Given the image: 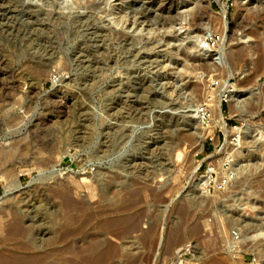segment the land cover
I'll list each match as a JSON object with an SVG mask.
<instances>
[{"label":"rangeland","instance_id":"1","mask_svg":"<svg viewBox=\"0 0 264 264\" xmlns=\"http://www.w3.org/2000/svg\"><path fill=\"white\" fill-rule=\"evenodd\" d=\"M120 1L136 8L137 18H145L143 23L151 31L115 24L104 10L110 2ZM120 1L96 0V7L84 3L60 9L52 0H23V7L45 11L40 17L54 37L36 32L29 43L0 45V222L6 230L0 236L7 238L0 250L18 252L24 240L33 236L44 242L51 235L54 245H41L38 251L58 249L64 242L59 236L65 198L83 200L85 182L96 176L99 193L104 188L112 207L121 210H111L107 217L119 218L115 228L126 230L120 238L108 236L124 248L107 264H263L264 187L256 186L252 172L254 165L257 171L264 167V12L258 9L264 0H244L249 9L243 14L236 0H221L232 24L222 59L214 55L222 38L219 0H172L169 10L161 8L162 0ZM196 10L201 22H209L221 35L205 51L189 48L188 38L183 37L200 27L193 19ZM172 15L175 22L169 23ZM78 16L90 21L84 20L83 26L75 21ZM89 27L103 34L111 29L108 40L99 41L100 45L82 43L93 30ZM176 33L179 38L171 39ZM227 79L245 107L251 102L255 108L231 112L229 101L221 102L233 130L229 149L249 145L239 160L228 158L232 149H221L225 134L219 126L206 131L200 151L196 146L201 124L196 109L210 103L212 118L210 96ZM240 168L248 177L242 185L238 178L243 175H235ZM230 170L234 177L227 180L223 173ZM206 175L210 183L198 188L197 181L202 178L205 183ZM14 179L20 189L10 192L6 186ZM77 179L82 182L76 181L80 190L74 183ZM231 213L236 218L228 219ZM13 215L23 223L33 216L37 223L23 237L13 235L8 231ZM103 217H97L88 230L100 238ZM233 230L240 232L239 238ZM243 237L248 246L238 250L229 246ZM187 243L191 251L181 254ZM72 249L64 254L70 255Z\"/></svg>","mask_w":264,"mask_h":264},{"label":"bare ground","instance_id":"2","mask_svg":"<svg viewBox=\"0 0 264 264\" xmlns=\"http://www.w3.org/2000/svg\"><path fill=\"white\" fill-rule=\"evenodd\" d=\"M22 1L23 0H0V45H4V44H6V45L7 44L21 45L23 43H25V44L26 43H29V42L33 41L34 38L36 39V35H35L36 32L38 34L40 33V35L41 34H43V35L44 34H47L45 37L48 38V39L54 37V36H51V33H49V32H51V29L49 28L51 26L50 25L47 26L46 22L44 21L45 19H43L42 17H40V15L42 13L45 14V11L44 12H41V10L38 9L39 8L38 6H36L38 8H36V7H29L30 5L27 6V7H23ZM122 2L123 1L115 2V3L113 2L112 4L110 2L109 9L108 10L105 9L104 12H106V14L109 13L111 15V19H112V21L115 24H121L122 26L125 27V29H128V30L130 29L131 30V28H134L135 31H137V32L143 31V30H146L148 32L151 31L152 28H150V27L147 28L148 26H145L144 23H143V21L145 20V18H144V20H139V18H137V13H139L138 10L136 8L131 7V6H128V8H127L126 6L123 5ZM219 2H220V5H221V9H222L221 14H220V19H219L220 20V26H221V34H222V36L221 35L220 36L222 38L219 39V41L217 42L219 44V46H218L217 50L214 52V55L217 54V56L219 57V59H222V58L226 57V54H227V38H229L228 37V33L230 31H232V24L227 20V17H226V12H227L226 5L221 0H219ZM236 2H237V5L240 8V11H239L240 14H243L244 11H246V10L249 9V8L246 9L247 6L244 7V0H236ZM84 3H86V5H87V3L88 4H91L93 7H96L97 6L96 5L97 4L96 3V0H52V4L54 6H57L60 9H67V8L69 9V8H72V7H75V6H78V5H82V4L84 5ZM172 4H173L172 0H162L161 1V8L164 9V10L165 9L166 10H169V9L172 8ZM90 6H89V8H90ZM129 7H130V9H129ZM196 8H198L197 7V4H196ZM92 9H94V8H92ZM258 9L260 10L259 11L260 13H263L264 12V5H262L261 8H258ZM260 13H259V15H260ZM21 14L23 16H25L24 20H19L20 17L18 18V15L22 16ZM43 14H42V16H43ZM85 14H87V13H85ZM92 14H94V13H92ZM193 14H194L193 15L194 16L193 19L194 20H197V21L199 20L197 24H199L200 27L199 28L198 27H195L193 30H190L188 32H185V34H184L183 37H185L186 39L188 38V41H189L188 46H189V48L193 47V48L198 49L199 51L200 50L205 51V50H203V48L209 44L208 41H207V39L211 35H213L215 32L213 30V27H211L209 25V22H205V23L201 22L202 15L199 14V10L198 11L196 10ZM82 15H84V14H82ZM257 15H258V13H257ZM95 16H96V14H95ZM169 16H171V14ZM91 17H93V15ZM169 18L171 20L173 19V21L168 20L169 23L170 22L174 23L175 22L174 20L176 19V16H173L172 15V18L171 17H169ZM86 19L83 16H78L77 18H75V21H78V22H80V23L83 24L84 20L87 22L88 19L87 20ZM53 20H55V19H53ZM57 21H59V20H57ZM88 21H90V20H88ZM55 22H56V20H55ZM148 22H149V20H148ZM52 23H54V21ZM82 24H80V25H82ZM88 24L89 23L85 24L86 27H87ZM92 25H93V23H92ZM83 26H84V24H83ZM93 27H89V29H93V30H91L92 32H90V36L89 37L82 38V40H81L82 43L87 44L89 42H93V43L96 44L99 41L100 42L101 41L104 42L105 40H108L107 39L108 38V34L111 32V29H108V28L104 27V28H106L105 31H104L106 33L103 34L101 32L102 31L101 30L100 31V33H102V35H101L98 32V30H96ZM54 28L55 27H53V29ZM77 29H78V27H77ZM100 29H102V28H100ZM258 34H256V37H257ZM121 35L125 37V35H127V34H121ZM56 36H57V34H56ZM259 36H261V34ZM262 37L263 36H261L260 38H262ZM170 38L171 39H174V38H179V37H178V35L176 33L174 36L172 35V37H170ZM262 40H263V38H262ZM93 43H90V44H93ZM260 47H261V45H260ZM258 48H259V46H258ZM261 48H259V49H261ZM204 49H206V48H204ZM245 51H246V49H245ZM259 51H262V49L259 50ZM260 54H261V52H260ZM260 58H261V55H260ZM215 59H217V58H215ZM261 60H264V59L262 58ZM259 65H261V63H259ZM262 72L264 73V67H263ZM231 84H233V82H230L227 79V80H225V81L222 82V84H221V86L219 87L218 90H216L211 96L209 95L211 97L210 100L212 101L213 111H214V116L212 117V123H211V128H210L209 132L212 131L215 126H219L224 131V134H225V142L223 144L224 147L221 148V149H228V150L232 149V148L229 149V145L231 143L229 141V137L232 135L233 130L228 126V124H227V122L225 120V117H224V115L222 113V108H221V102H222V100L223 99H226V100L229 101L230 108H231V112H235V111L244 112V111H246L245 109H252V108H254V105H253L254 103L251 104V102L249 103V106L248 107H245V104L240 99L237 91L235 89H230L229 88L231 86ZM196 111H197V109H196ZM198 118H199V121L201 123V120H200L199 115H198ZM197 123H199V122H197ZM201 124H198V126L199 125L202 126ZM200 126H199V130L200 131H198L197 142H196L197 143L196 146H197L198 151H200L202 149V146H203V143H204V140H205L206 131H207L206 129H204L203 127H200ZM236 131H235V133H236ZM238 132H242V130H238ZM85 134H89V133L86 132ZM187 134L189 136L190 135H194V132H187ZM82 137H84V135ZM86 137L87 136H85V138ZM239 137H240V133L235 138L239 139ZM244 143H245V141H244ZM246 143L243 145V147H240V149L239 148H236V149H232V151H230V152H227V153L230 154L228 156V158L229 157H233V158H235V160H239L245 153H247L246 151L248 150L249 145H248V143L247 144ZM253 144L256 147H258V148L261 147V145H259V144H257V145L255 143H253ZM129 165H130V163L126 167H129ZM199 166H200V163L195 166V170L193 171L194 174L197 172ZM244 169L245 168L238 169L236 171V174H235V175H237V174L243 175V176H241V178L239 177L240 179L237 177L238 180L241 182V185L248 178V177L247 178L246 177L244 178V176L246 175V174H244ZM254 169L255 170L252 173L255 175V181L257 182L256 186L258 188L264 187V167L261 170L257 171V167H255V165H254ZM217 171H219V169H217ZM97 173H99V172H96V175L98 176ZM93 174L95 175V173H93ZM99 174H101V173H99ZM223 174H224L223 177L227 178V180L228 179L231 180V178L234 177V174H233L232 171L231 172L225 171ZM12 177H13V175H12ZM92 177H93V179L90 178L91 180L86 181L85 182V185L83 184L84 185L83 186V188H84V190H83L84 191V194H83V197H82L83 200H79L78 199L77 201H73L74 198L71 200L70 198L68 199V197L65 198L62 195H60L61 197L65 198V202H64L63 199L60 198L61 200H63L62 202H64L63 203L64 204V206H63L64 208L62 207V210L64 209V218H62V219H64V225H63V229H62V234H61V231H60L61 236H59V238H61V241H64L63 242V245H60V247L58 249H56V250H55V248L53 250V249L48 248L46 246L47 247L46 250H44V248H43L44 251H38V247H40L41 245H44V244L45 245H49V244L52 245L53 244L52 235H51V237H49V236L48 237H45L44 238V240H45L44 242L43 241L42 242H39L41 239L38 241V237H33L32 236V238H30V239H27L26 238L27 240H24L22 243H20L21 246L19 248L21 250L20 251L16 250L18 252L11 251V249L8 250V251L0 250V264H107L112 259L114 260V257H116L117 254H120L122 248H124V247L122 246L120 248L121 249L120 250L116 245H114L108 239L109 238L108 236L109 235H112V236L116 237V239H117V238H120V237L124 236L123 234L125 233L126 230L124 231V229H121L120 226H119L120 227L119 230H118V228H115L116 225L121 222L119 218L118 219H116V218L113 219L112 217H107V216H110V215H107V214L111 213V210H113V211H119L120 208H118V207H116V208L112 207L111 202H109L110 196H108V192L106 190H104V188H103V192L99 193V190H97V181L99 182V180H98V178L96 176H92ZM3 178H5V177H3ZM15 178L18 180L17 173H16ZM87 178H89V176H87ZM205 178H206V180L204 179L205 180L204 181L205 183H203V179L202 178L197 181L196 185H197L198 188H200V186H202V185L203 186L206 185V183L209 180V176L206 175ZM80 179H82V178H80ZM17 180L15 181V179H14L12 181L13 184L11 183V184H8V186H6L7 189L10 192H13L15 190L20 189V184L17 182ZM72 180H73V178H72ZM85 180H87V179H85V177H83V179L81 181H85ZM76 181L78 182L80 180H78V179L75 180V182H74L75 184H76ZM78 185H77V188L81 187V186L78 187ZM71 187H73V186H69L70 189H71ZM68 189H66V191ZM72 190H74V189H72ZM79 190H80V188H79ZM81 191H82V189H81ZM81 191H80V194L83 193V192L81 193ZM58 195H59V193H58ZM75 195H77V192H76ZM70 197H71V195H70ZM80 199H81V197H80ZM111 200L112 199H110V201ZM102 202H105V203H103V205H100L99 203L102 204ZM256 202L259 204V202H261V200L260 199H256ZM123 206H124V204H123ZM260 206H261V204H260ZM62 215H63V213H62ZM62 215H61V217H63ZM99 216H104L103 217L104 220L100 223V226H99L102 229V233L101 234L99 233V235L102 236L101 238H100V236L98 237V235H97L98 233L95 234L96 231H94V232L93 231H88L90 229L89 226L92 225V223L94 222V220L97 217H99ZM227 217H228V219H233L235 217V215L231 213ZM12 219L13 220L8 225V231L11 234H13V235H21V237H23V235L28 231V228L29 229L32 228L31 226H33L34 223L36 222V220L33 218V216H30L25 221V223H23V219L21 217L16 216V215H13ZM241 220L245 221V218H241ZM127 221H125V222L127 223ZM125 222H123L122 225H125L124 224ZM246 223L248 224L249 222H246ZM127 226H126V228H127ZM61 228H62V226H61ZM3 229H4L3 228V224H2V222H0V233L2 231H6L5 229L4 230ZM196 229H197V227L193 228V231L192 232H195ZM99 232H101V230ZM30 233H28V234L30 235ZM259 233H261V232H259ZM259 233H257L256 235H258ZM58 235H55V236L57 237ZM253 235H255V234H253ZM40 236H42V235H40ZM6 239H7L6 237L1 238V236H0V243H2L3 241H4V243H6L5 242ZM82 239H84V241ZM59 240H57V241L59 242ZM79 240H82L84 242V244H85L84 247H82V249L78 247ZM246 240H247V237H243L241 239H238V240H236L234 242L229 243V246L230 247L235 246L236 247V250L242 249L244 246H248L249 245L246 242ZM54 242H55V240H54ZM117 243H118V241H117ZM128 247L129 246H126V248H128ZM250 247H252V246H249L247 248L250 249ZM70 249H72V252H71L70 255L69 254H64L65 252L69 251ZM131 262H133V261H131Z\"/></svg>","mask_w":264,"mask_h":264},{"label":"built area","instance_id":"3","mask_svg":"<svg viewBox=\"0 0 264 264\" xmlns=\"http://www.w3.org/2000/svg\"><path fill=\"white\" fill-rule=\"evenodd\" d=\"M227 17V16H226ZM220 38V35L218 34H213L211 35L207 41L209 44H214L215 42L218 41V39ZM217 82H212V85H216ZM197 113L200 117V120H201V125L204 129H206L207 131L210 130L211 128V116H212V110H211V105L210 103L208 102H204L202 103L201 105H199V107L197 108ZM210 139L212 140L213 137H210ZM209 181V180H208ZM207 183H210V182H207ZM236 230H239V229H236ZM236 230H233V234L235 235L236 238H239L240 237V232L239 231H236ZM192 249V245L191 243H187L186 246H184L183 248V251L181 252L182 253H189Z\"/></svg>","mask_w":264,"mask_h":264}]
</instances>
